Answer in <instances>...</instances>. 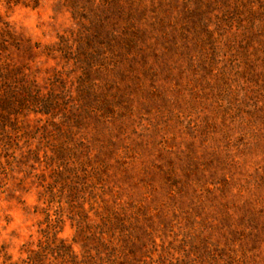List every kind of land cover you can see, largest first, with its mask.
Returning <instances> with one entry per match:
<instances>
[{"label": "rangeland", "instance_id": "374dc122", "mask_svg": "<svg viewBox=\"0 0 264 264\" xmlns=\"http://www.w3.org/2000/svg\"><path fill=\"white\" fill-rule=\"evenodd\" d=\"M0 264H264V0H0Z\"/></svg>", "mask_w": 264, "mask_h": 264}, {"label": "trees", "instance_id": "16d2710c", "mask_svg": "<svg viewBox=\"0 0 264 264\" xmlns=\"http://www.w3.org/2000/svg\"><path fill=\"white\" fill-rule=\"evenodd\" d=\"M38 105H40V106H39V111H40V112H42V113H46V114L49 113V107H50V106L47 104L46 101H44V100L40 101V100H39V104H38Z\"/></svg>", "mask_w": 264, "mask_h": 264}]
</instances>
